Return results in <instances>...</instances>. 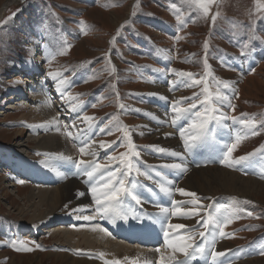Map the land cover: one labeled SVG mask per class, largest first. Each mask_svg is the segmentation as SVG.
Masks as SVG:
<instances>
[{
  "label": "rangeland",
  "instance_id": "obj_1",
  "mask_svg": "<svg viewBox=\"0 0 264 264\" xmlns=\"http://www.w3.org/2000/svg\"><path fill=\"white\" fill-rule=\"evenodd\" d=\"M6 1L8 0H0V8ZM178 15L180 20L189 21L186 26L179 27ZM213 16H216L215 22L212 20ZM81 21L84 22L83 25ZM155 24H162L160 32L156 31ZM177 36L181 38L176 39ZM205 42L208 44L206 50L203 47ZM205 58L211 69V76L208 77L210 90L213 93L216 91L217 80L227 82L230 87L224 88L222 84L219 87L223 93L227 91L234 111L226 101L220 112H209L210 132L201 136L195 129L190 128V125L193 120L199 123V119L194 115L196 111L203 113L200 101L204 99L202 93L204 83L192 87L183 85L176 87L175 83L179 81L178 73L181 72L192 73L195 79H201L204 75ZM112 66L116 71L110 74ZM22 69H31V73L36 76L39 72L42 74L44 72V76L49 72L60 74L58 79L63 81L62 84L52 85L51 77L43 84L52 95L56 124L48 128L36 127L48 121L43 118L39 121L35 119L27 106L17 112L20 108L17 105L18 101L5 103V100L14 97V93H11L17 87L13 80L18 79V71ZM159 76L161 82L158 80ZM23 78L25 81L26 75ZM185 78L188 81V77ZM157 82L166 90L168 98L164 102H158L154 101L155 97H153V102L150 104L147 101L151 95L152 84ZM21 88L22 91L27 89L29 92L30 85L23 82ZM62 93L71 97L72 102L68 104L62 100L60 98L64 95ZM194 94L199 96V100L192 99ZM17 98L23 101L25 97ZM178 101L179 103L176 104ZM191 102L197 104L193 114L173 124L172 121L177 115L174 114L173 105L186 109ZM27 103L35 111L37 103ZM146 103L156 111L167 112L166 119L173 128L176 140L172 147L167 146V149L182 153V160L179 157H172L169 153H163L167 156L162 157L163 154H160L157 148H149L147 141H140L132 136L131 132L142 125L140 122L142 116L135 108L148 106ZM120 105L124 107L121 108ZM73 106H77V110L73 111ZM209 107L213 108L217 105L212 104ZM22 114H26V120H21ZM74 117L78 125L70 126L68 122H73ZM85 117L94 119L88 121L84 119ZM233 117L236 118L235 121ZM241 118H254L258 134H248L244 138L246 129L239 122ZM121 125L127 126L136 150L140 154L139 157L133 158L135 168L128 177L132 182L134 178L137 180L136 190L140 186L151 187L154 184V175L159 172L160 176L171 181L170 189L175 197L177 189L184 186L187 177L195 172V167L200 171L210 168L223 169L264 183V174L257 172L260 177L257 175L255 177L248 168L237 166L229 168L214 164L215 162H203L208 160L206 156L215 147V143L223 146V153L227 150V146L236 142L238 136L241 139L232 153L233 159L252 153L253 155L245 160L246 162L255 155L261 156L257 157L260 163L264 161V0H214L206 16L199 15L190 0H24L15 1L9 8L7 7L0 21V169L2 167L7 169L9 166L5 163L6 156L1 153L2 148L5 147L8 152L15 151L21 156H28L33 165L30 166L31 172L35 171L34 175L41 178L45 177L50 189L73 181L81 189H75L73 193H77V190L84 192L86 206L95 207L92 193L85 183L87 177L82 174L77 175V178L74 176V171H78L75 162L83 159L95 160L101 165L110 163L109 170L121 167L118 160L110 162L111 157H119L121 153L128 151L127 142L123 139L124 134L118 130ZM57 128L60 130L57 131ZM181 128L186 130L183 139L180 134ZM66 129L71 133L82 135L81 141L88 137V142L103 141L111 146L103 148L105 157H99L98 154V157L92 156L93 159H87L89 155L80 153L81 146L77 138L73 136L69 138ZM20 131L23 133L18 138L14 132ZM49 131L59 133L63 139L68 138L69 145L73 149L71 159L64 157L61 150L52 154L53 157L47 152L34 150L38 137L47 136L46 133ZM185 140L188 141L187 147ZM191 141L197 142L194 154L189 151ZM148 150L152 152L151 154L154 153V159L150 152H147ZM157 153L160 155L159 161L155 159ZM139 158L144 160L143 164H145L141 169L139 168L142 161ZM136 160H138L137 164ZM196 162L201 166H194ZM172 163H183L187 171L181 172L165 166ZM155 165L176 172L168 174L162 169L153 168ZM135 169H139L145 175H139ZM242 170L247 171L243 173ZM12 174L16 177L20 175L19 172ZM23 181L24 183L17 182V187L7 188L9 177L0 170V264H63L60 259L50 257L51 253H64L75 259H90L99 262L98 264H104L106 257L102 256L103 251L108 250L104 241L117 242L129 248L127 255L135 253L142 256L150 248L157 249L149 244L143 246L137 239L127 240L126 243L124 240L112 237L108 226L101 227L97 219L99 217L92 211L91 214L81 213L82 217L93 215L95 218L89 220L91 222L88 220L85 222V219L80 222L81 220L69 218L77 212L68 208L60 212L67 217L66 220L47 218L43 220L45 223L41 221L35 222V226L30 225L28 221L31 212L28 211L24 197L30 191V187L36 188L39 183L34 184L33 179L29 178H24ZM260 194L251 197L238 194L199 196L203 206L200 208L201 217L209 215L205 209L211 206H215L214 212L219 208L225 213L233 208L244 210L240 213V218L233 219L224 226V231L233 234L232 237L222 238V242L232 248L244 250L241 257L240 250L235 248L240 253L241 263L244 264H264V254H261V248L264 247V193ZM128 200L130 197H123L121 205L123 202L127 204ZM130 202L133 209L134 206H138L139 209H145L147 215L149 214L147 208L132 200ZM141 202L143 203V197ZM225 202L229 204H224ZM73 204L75 202H72L71 206ZM166 207L169 208L168 205ZM19 210H24L26 215L19 217ZM123 210L125 211L124 208ZM247 212H251L252 216H248ZM168 218L174 220V217L168 216ZM138 219L143 223V229L146 231L147 221L142 222V218ZM197 219L199 217L193 220L190 226L195 225ZM178 221L180 220L175 219L176 223ZM92 227L101 230L104 235L100 234V237H97L95 232H89V228ZM113 227L122 231V235L128 239V235L125 236L128 232L125 228L128 227L126 221L117 219ZM132 227L136 230V222ZM47 230L48 233H43ZM82 230L87 232V237L91 242L93 241L96 249L102 248V253L94 252L96 250L89 251L90 248L82 245L81 241L77 242V238H73L75 241L69 244L64 240L62 233ZM102 237L105 239L100 240ZM8 241L22 242L24 247L32 250H16L7 244ZM37 244L41 247L37 248ZM74 244L80 247L75 248ZM249 244H254L257 255L252 253L251 246H242ZM19 246L18 243L17 247ZM159 251L167 257L172 254L170 248Z\"/></svg>",
  "mask_w": 264,
  "mask_h": 264
},
{
  "label": "bare ground",
  "instance_id": "obj_2",
  "mask_svg": "<svg viewBox=\"0 0 264 264\" xmlns=\"http://www.w3.org/2000/svg\"><path fill=\"white\" fill-rule=\"evenodd\" d=\"M15 1L21 2L24 0H8V1H6L3 4V6H1V8H0V21L4 15V11L6 10V8L7 7L9 8L11 5H13L15 3ZM117 22L118 21H116V23ZM155 26H156V31L160 32L162 29V24H160V25L155 24ZM40 45H42V44H40ZM18 73H19L18 79L13 80V81H15L16 87H17V89H13L12 93H11V94L14 93V95H13L14 97L10 98L9 100H5V103L6 102L11 103L12 100L18 101L19 103L17 105L20 106V108L18 107L19 109H18V111L17 110L16 111L17 112L22 111L23 108H26L24 106H27L28 109H30L32 111L31 113L34 115V118L38 119V121L41 120V118L45 119L48 122L55 120L56 115L54 114V111H53V106H52L53 104H52V99H51L52 95L50 94L49 91H47L45 89L46 85L45 86L43 85L45 82L47 83V80L50 79V77L48 75L44 76V72H43V74H42V72H39V74L36 76V74L34 75L33 73H31V69H22L21 71H18ZM22 75L23 76L26 75L25 81H23L24 78ZM19 78H21V79H19ZM52 79L53 78H51V80ZM158 80L161 82L162 79L160 78V76L158 77ZM180 80H186L187 81V78H185V76L184 77L179 76V81ZM22 81L25 83H28L30 85L29 92L27 91V89L25 91H22V88H21L23 85ZM189 81L190 80H188V82ZM51 84L56 85L57 81L53 79ZM152 86H153V88L151 87L152 88L151 95L149 96L147 102H149L151 104L153 102V97H155L154 101H158V102L163 101L164 102V100H166V98H168L167 97L168 94H166L167 93L166 90H164L163 87L161 86V84L159 85L158 82L155 84H152ZM226 92L227 91H225L224 94L227 95ZM19 96L25 97L24 100L26 99V101H24V100L21 101L20 99H18L17 97H19ZM60 98L64 101H66L68 104L72 102V100L69 97H67L66 94L61 95ZM173 98H175V97H173ZM46 100L51 102V107H48L45 104ZM27 102L37 103L35 105V107H36L35 111L31 109L30 105ZM146 104L148 105V103H146ZM135 109L139 110V114L142 116L141 121H140L142 125L137 130L131 132L132 136L137 140L147 141L149 144V148L150 147L151 148L163 147V148L167 149V146L169 148L172 147L173 142L176 140H175V137L173 135L174 134L173 128L167 122V119H166L167 118L166 117L167 112L156 111L154 108H152V106H149V105L148 106L145 105L144 107L135 108ZM76 110H77V106H76ZM174 114L176 115L175 112H174ZM21 118H22L21 120H26L27 119L26 114H22ZM60 121H62V120H60ZM59 123H61V122H59ZM68 123H70L69 124L70 126L78 125L77 119L75 117L73 118V122L70 121ZM155 124H156V126H155ZM60 126H62V125H60ZM246 131H247V129L244 132L246 133ZM14 133L19 138V137H21V134L23 132L20 131V132H14ZM46 134H47V136L38 137V140H36L35 147H34L35 151H38V152L43 151V152H47V154L52 155L57 150H61L64 157L65 156L71 157V154L73 153V149L70 147L71 145H69V142L67 140L68 138L63 139L62 136L59 135V133L58 134L56 132L53 133L52 131H49V133H46ZM72 134H73V137L77 138L80 146H82L80 138L83 136L79 135L76 132H72ZM88 139L89 138L86 137L83 141L88 142ZM95 142L96 143H94V144L92 142H88L90 145L88 151H94L96 153L95 156H97V157H98V154H99V157H105L104 156L105 149L98 147L100 145V143L97 141H95ZM17 146H19V145H17ZM169 150H171V149H169ZM147 152H150V154L152 153L150 150H148ZM1 153L3 154V156H6V162L5 163H7V165H9L7 169H3V167L0 169L1 173L5 174L9 177V184H7L8 185L7 188L17 187V181H20V180L23 181L24 178H29L30 180L33 179L34 184L39 183L36 188L30 187V189H29L30 191L24 197V200L28 204V208H29V210L28 209L27 210L31 212V216L29 217L30 219L28 221L30 225L34 224L35 222H41V221L44 222L45 219H47V218L48 219L52 218L54 220H58L57 218H59V220L65 218V220H66L67 217H65L64 215H62V213H60V212H63V209H65V210L68 208L75 209V212H77V214H75L73 216L70 215L71 217L69 216V218H73V219L75 218L78 221L81 220L80 222H82V219H83L81 216V213L82 214H83V212H87V213L89 212L90 213L91 211L95 212L94 208L96 206L95 207L94 206L93 207L86 206V201L83 198L84 196H79L78 198L74 196V195L77 196V193H73V191L75 189H80V187H77L75 182L71 181V182L65 183L62 186H58L56 188L50 189V187H49L50 184H48V182L44 179L45 177L41 178L37 175H34L35 171L31 172L30 166L32 165L31 164L32 162H30V158L28 156L27 157L21 156V155L15 153V151H13V152L9 151L8 152V150L5 147L2 148ZM58 153H59V151H58ZM144 153H142V155ZM159 153H157V155L155 154V159L156 160L158 159V161H159V156H160ZM151 156L154 159V153L151 154ZM161 156L165 157L167 155L163 154ZM52 157H53V155H52ZM142 157H144V155ZM91 158H92V155L87 156V159H91ZM139 160L142 161L141 166L139 168V169H141L142 166L145 164H143L144 160H142L141 158H139ZM137 162H138V160H136V164H137ZM203 162L212 163L213 161L212 160H205ZM203 162H201V163H203ZM261 163H262L261 170H263V174H264V161ZM198 165L201 166L200 163L196 162L194 166H198ZM155 167H157L158 169H162V171H164L165 173H168V174H173L176 172V171L171 172L168 169L160 168L157 165H155L153 168H155ZM250 167H252V168H250ZM247 168L248 169L250 168L249 170L251 171V175H252L255 171V168H257L255 157L249 161ZM194 170H195V172L192 173L190 175V177H187V179L185 180L186 182L184 183V186L181 188H183L187 191L196 192L198 194V196H202V195H204V196L205 195L215 196L218 194H223V195L224 194H238L240 196L251 197V196H254L255 194L261 195L260 193H264V183L257 182L253 179H250V178H245L243 176H239V175H236L234 173H229L223 169L210 168V169L200 171V170H198L197 167H195ZM12 172H19L20 175L18 177H16L14 174H12ZM257 172L259 174H261L259 169L257 170ZM255 177H256V175H255ZM170 183H171V181H168L165 178H163L162 176H160V173L158 172L154 175V184L151 187L147 188L144 186H140L136 190L137 193H139L140 197H143V203L141 202L140 205H142L143 207H145L149 210V214H148L149 218H146L147 219V228H146L147 233H153L154 231H156L158 233V235L164 236L163 231L165 230L167 225L164 224L162 226L161 223L157 222L156 219H154V218L163 219V216L165 214L160 213V207H166V205H168L169 208L171 209L173 207L172 201L180 202V206L182 208H185V206L189 209L193 207L192 204H190V203L188 204V201L191 198L189 196H183L177 191H174V192H177L175 197L173 196L172 192L170 195L168 193L161 192L159 185L165 184L167 187L170 188V185H171ZM41 185H43V187H41ZM83 188H85V187H83ZM80 190H77V191H80ZM132 201L134 203H136L134 200H132ZM72 202H75V204H73V206H71ZM79 209H85V210L79 211ZM18 214L20 217V216L26 215V212H24V210H19ZM78 217H80V218H78ZM169 217H174V220L170 221V223L173 222L172 224H184V225H188V226H190V224L193 222V220L195 221V219H196V218H190V217H175V216H171V215H169ZM69 218H68V220H70ZM168 219L171 220V218H168ZM175 219L180 220V221H178L176 223ZM85 222H86V220H85ZM89 222H91V221H89ZM72 223H75V222H72ZM123 224H124V222H123ZM97 225H98V223H97ZM34 226H35V224H34ZM125 228L128 230V232L125 234V236L128 235V239H127L128 241L137 239L141 243V245L144 246L147 244L143 237H141L140 235L136 234L135 232L129 230L128 227H125ZM210 228H211V226H210ZM89 229H90L89 232L90 231L95 232L97 234L96 235L97 237L100 234H102L101 230H98L97 228L93 229V227H92L93 230L91 228H89ZM116 230L122 234V231H120L118 229H116ZM48 232H49L48 230L43 231V233H48ZM187 232L188 231L185 230L183 234H187ZM62 234L65 237V239L64 238L63 239L66 240L68 242V244L70 242L75 241L73 238H77L76 241L77 242L81 241L82 245H84V246L86 245L87 247H89L90 248L89 251L96 250L94 252L100 253L102 250V248H101V250L99 248L98 249L95 248L94 243H92L93 241L91 242L90 239L87 237L86 231L83 232V230H82V231L68 232V233H62ZM102 235H104V234H102ZM174 235H177L176 230L171 231L169 238H171ZM103 237L100 240L105 239ZM106 239H108V238H106ZM104 242H106L108 245V246L107 245L105 246L108 250L103 251V255H102V256L106 257V259L104 258L105 259L104 264H106V262H107V264H112V262H114L116 260H119L121 262V264H132L133 261H137V264H144L145 260H150L152 262V264H160L161 256H163L165 258L167 257V256H165V254H162L160 251L157 252L156 250H153L152 248H150L149 250L147 249L148 251L144 252L142 256H140L139 254H135V253L131 254L130 252H129L130 254L127 255L128 251L130 249L126 248L122 244H118L117 242H116L117 244L116 243H108L107 241H104ZM74 247L76 248V247H80V246L78 244H74ZM215 250L219 251V252H225L226 253V255L224 257L219 258V259L224 261V264H242L243 263V262L241 263V261H240L239 251L235 248H232L230 245L226 244L225 242L217 241ZM176 255H177L178 259H181V260L184 259V257L181 254L177 253ZM49 256L50 257H56V258L60 259L61 261H63V264H98L99 263V262L96 263V262L90 261V259H88V260L87 259H75L74 257L69 256L68 254H64V253L63 254L51 253V254H49ZM126 257L130 258V259L125 260ZM208 259L210 262V257H208ZM255 261H253V262H255ZM200 264H205V260L203 259V261Z\"/></svg>",
  "mask_w": 264,
  "mask_h": 264
},
{
  "label": "snow or ice",
  "instance_id": "obj_3",
  "mask_svg": "<svg viewBox=\"0 0 264 264\" xmlns=\"http://www.w3.org/2000/svg\"><path fill=\"white\" fill-rule=\"evenodd\" d=\"M191 4L194 6L195 10L199 15H208L209 13V6L214 2V0H190ZM179 21V27H184L189 22L188 20H180L179 15L177 16ZM216 16L212 17L213 22H215ZM82 25L84 24L83 21L80 22ZM86 27V26H85ZM181 37L177 36L176 39H180ZM204 49L208 48L207 42L203 45ZM64 54V53H60ZM50 62V60H49ZM204 75L201 79H195L194 74L192 73H178L179 76L184 77L187 76L188 80L191 83H188L186 80H181L175 83L176 87L181 85L185 87H192L195 85H199L200 83H204V88L202 89V93L204 99L200 101V106L203 109V113L200 111H196L194 113L195 117L199 119V123L196 120H193L190 128L195 129L198 135H207L210 132L208 128V113H218L220 112V108L224 105L227 101L229 106L233 108L234 106L231 105L230 100L226 94H224L220 90V85L222 84L224 88L230 87L227 82L223 81H216V91L213 93L208 85V77L211 76V69L207 63V59L205 58L204 63ZM116 71L115 67L112 66L110 68V74ZM48 76L53 78L57 81V84H62L63 81L58 79L60 76L59 73L49 72ZM115 86L113 85V88ZM64 94V93H62ZM71 99V97H69ZM193 100H199V96L194 94ZM176 102V104H178ZM45 104L48 107H51V102L46 100ZM173 105V111L177 113L176 117L173 119L172 123L175 124L177 120L184 118L187 115L193 114V109L197 108V104L195 102L189 103L186 109H182ZM215 104L217 107L210 108L209 106ZM123 108V105H120ZM73 111L76 110V106H73ZM224 118V117H222ZM85 120L92 121L94 118L85 117ZM234 121L236 120L235 117L232 118ZM241 124L244 125V128L247 129L245 133V137L250 135L258 134L257 124L253 119L241 118L239 121ZM55 120L43 123L36 127L40 128H48L51 125L56 124ZM28 127H33L31 125H26ZM91 127V124H90ZM60 129L57 128V131ZM118 130L123 132V139L126 140V147L128 149L127 152L121 153L119 157H111L110 162L113 160H118L119 165L121 167H117L115 170H109L110 163L106 165H101L100 163L96 162L95 160H79L75 162V166L78 169V174H82L83 176L87 177L85 183L89 186V190L92 193L93 201L95 204V213L101 219H108L110 222H115L117 219L127 221L129 218V213L123 210L121 205V200L123 197H130L134 200L137 204L141 203V197L139 193L136 191V185L128 180V177L132 173L133 169L135 168L134 157H139V152L136 150V145L131 139V135L127 130V126L121 125ZM104 131V129H101ZM109 134H111L110 129H108ZM186 130L181 128L180 134L181 138L185 137ZM66 134L69 138H72L73 134L70 131H67ZM241 137H237L236 142L232 143L230 146H227V150L223 152L222 158L220 159V163L224 166L229 168H233L236 165H240L243 161L249 159V157L253 154H248L247 156H241L233 159L232 153L234 152L235 148L237 147V143ZM92 143H96L92 141ZM82 146L79 148V151L82 155H92L95 157L96 153L94 151H88L90 145L87 141H81ZM101 148L110 147V144H107L103 141L100 142L99 145ZM188 146V141L185 140V147ZM160 153H169L172 157H179L181 160L183 159V155L177 151H170L163 147H157L156 149ZM37 155H41L37 153ZM68 159H71L70 157ZM166 167L177 169L181 172L187 171L185 165L183 163H172L165 165ZM139 175H145V173L140 172L139 169H135ZM18 183H24V181L20 180L17 181ZM161 192L171 194V190L165 184L159 185ZM177 191L183 196L192 197L188 203L192 204V208H182L180 206V202L172 201L173 207H160V213L165 214L163 219L154 218L157 222L161 223L163 226L165 222L168 220V216H175V217H190V218H197V227L192 228L187 232V234H177L170 237V233L173 230L183 229L187 230L188 226L184 224H172L170 222L167 223V227L163 231V235L165 237V244L168 248L172 250V254L168 257L161 256L160 264H192V261L196 259H204L205 264H224V261L219 259L220 257H224L226 255L225 252H219L215 250L216 243H217V236L223 238L228 237L231 238L233 234L226 233L224 231V226L232 222L233 219L240 218V213L244 211L243 209L233 208L226 213L221 210H216L214 214H209L207 217L200 216V208L203 206L200 203V198L196 192L187 191L183 188L177 189ZM85 195L84 192L77 191V196ZM85 209H79V211H84ZM248 216H252L251 212H247ZM80 218V217H78ZM85 220H92L95 217L93 216H83ZM137 219L139 217H136ZM203 220V231H199L198 227L200 226V222ZM211 226V228H210ZM197 237L199 238V243H197ZM207 241V244L204 242ZM20 244L17 247V244ZM34 243V242H33ZM7 244L14 247L16 250H24V251H31V248L24 247L22 242H14L8 241ZM37 248H40V245H36ZM159 252V249H156ZM177 253L181 254L184 259H178ZM261 254H264V247L261 248ZM208 257H210V262ZM130 258H125L128 260ZM107 264V262H106ZM112 264H121L119 260L112 262ZM132 264H137V261H133ZM144 264H152L150 260H145Z\"/></svg>",
  "mask_w": 264,
  "mask_h": 264
},
{
  "label": "crops",
  "instance_id": "obj_4",
  "mask_svg": "<svg viewBox=\"0 0 264 264\" xmlns=\"http://www.w3.org/2000/svg\"><path fill=\"white\" fill-rule=\"evenodd\" d=\"M255 160H256L257 166H259L260 173L263 174V170H261L262 163H260V161H259V159L257 157H255ZM247 167H248V165H247Z\"/></svg>",
  "mask_w": 264,
  "mask_h": 264
}]
</instances>
